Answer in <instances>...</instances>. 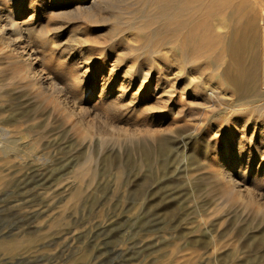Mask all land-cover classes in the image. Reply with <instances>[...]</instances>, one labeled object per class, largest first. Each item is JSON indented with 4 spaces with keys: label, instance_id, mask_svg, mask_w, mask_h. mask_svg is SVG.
Returning <instances> with one entry per match:
<instances>
[{
    "label": "rangeland",
    "instance_id": "obj_1",
    "mask_svg": "<svg viewBox=\"0 0 264 264\" xmlns=\"http://www.w3.org/2000/svg\"><path fill=\"white\" fill-rule=\"evenodd\" d=\"M100 1H9L65 94L0 49V264H264V0Z\"/></svg>",
    "mask_w": 264,
    "mask_h": 264
},
{
    "label": "bare ground",
    "instance_id": "obj_2",
    "mask_svg": "<svg viewBox=\"0 0 264 264\" xmlns=\"http://www.w3.org/2000/svg\"><path fill=\"white\" fill-rule=\"evenodd\" d=\"M10 0H0V49H3V51H7L10 57V62L11 63H16L19 64L21 70L19 71V77H18V82L21 84V86H19V89H21L23 87V85H31V86H36L37 88H40L41 86L43 87V91L48 92L50 95H54V92L59 93L61 96H63L62 93V89L61 88H55V86L53 85H46L44 86V82L48 81L50 79L51 76H49L50 74L47 75H42V72L40 73V71H42L41 69L39 71L35 70V58L37 57V55H35V50L32 48L30 42L27 40L29 33L31 32V26H30V20L32 19V17L34 18V13L36 12L35 9H32V12L28 13L29 15H27V17H23V18H16L15 14H17L18 12H14L13 10V3H9ZM39 3H41V5H38L39 8L42 9V2L43 0H36ZM48 5L51 6H57L59 4V2H62L64 0H47ZM112 3L111 0H101L100 3L98 5H95L89 13L91 12H95V8L97 7H105L106 5L110 6ZM103 6H102V5ZM62 6V5H60ZM101 9V8H99ZM35 11V12H34ZM261 15L264 14V11L261 10L260 11ZM163 16H166L164 14H162ZM243 14H240V17ZM239 17V14H238ZM247 24H248V30L246 35L249 36V41L251 43L255 42V37L257 36L259 30L257 31L255 29L254 26V19L252 17H248L247 18ZM262 32L264 33V27ZM263 33H262V47L264 50V46H263ZM74 45V44H73ZM99 48V47H98ZM252 48V46L250 47V49ZM249 49V67L251 66V61H253L254 56H253V52H251ZM89 47L85 48V52H89ZM252 50V49H251ZM96 51V50H95ZM234 51L237 54L239 52V39H236L234 42ZM92 52H94V50H92ZM98 53V52H97ZM264 58V55H263ZM117 65V64H115ZM114 66H112L110 69L112 70ZM132 69L133 67H128L125 70V74L127 76H131L132 74ZM243 71V67H242V63L240 62V60L238 59V57L236 58V64L232 70V76L234 78L237 79V77H239L241 75ZM141 80L139 83V87L137 89V91H134L133 94H137L138 91H140L142 88H144L146 86L147 80H148V76H149V72L148 71H143L142 75H141ZM50 82V81H49ZM25 83V84H24ZM158 82L156 81L155 87L157 86ZM203 90H205L206 92L208 91V95L205 97L206 102L210 103L208 105V107L204 106L203 108H201V111L198 113V121L201 122L204 118L207 119V115H206V108H212L211 105L215 104V97L212 98L213 93L212 90L210 89L209 86H204L202 87ZM174 92V90L171 89H166V90H162V94H168L167 98L164 102H166V104H168L170 101H172V93ZM38 94H40V92H37ZM65 94V93H64ZM55 96V95H54ZM65 96V95H64ZM210 106V107H209ZM180 108L177 109L176 113L180 112ZM197 118V117H196ZM197 121V119H196ZM197 122V123H199ZM7 129L5 127H0V143L2 141L5 140V136L7 133ZM262 138V137H261ZM260 138V139H261ZM186 145V143H185ZM255 149L257 151L258 150V145L255 144ZM262 158V157H261ZM232 159L227 157L225 158L221 164H220V168H221V173L223 175V177H226L227 179H229V181L234 182L235 179L232 177V174L229 172L230 169H232L234 166L232 165ZM239 163V162H238ZM243 166V162L241 161L238 167H242Z\"/></svg>",
    "mask_w": 264,
    "mask_h": 264
},
{
    "label": "built area",
    "instance_id": "obj_3",
    "mask_svg": "<svg viewBox=\"0 0 264 264\" xmlns=\"http://www.w3.org/2000/svg\"><path fill=\"white\" fill-rule=\"evenodd\" d=\"M263 46H264V33H263Z\"/></svg>",
    "mask_w": 264,
    "mask_h": 264
}]
</instances>
